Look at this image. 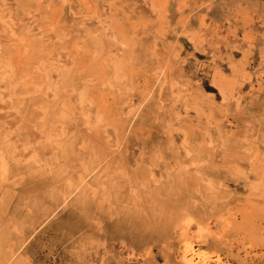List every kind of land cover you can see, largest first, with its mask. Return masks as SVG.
<instances>
[{
	"label": "rangeland",
	"instance_id": "rangeland-1",
	"mask_svg": "<svg viewBox=\"0 0 264 264\" xmlns=\"http://www.w3.org/2000/svg\"><path fill=\"white\" fill-rule=\"evenodd\" d=\"M0 264H264V0H0Z\"/></svg>",
	"mask_w": 264,
	"mask_h": 264
}]
</instances>
